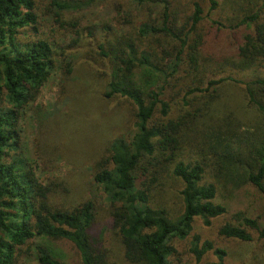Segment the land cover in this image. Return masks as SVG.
Masks as SVG:
<instances>
[{
  "label": "trees",
  "instance_id": "16d2710c",
  "mask_svg": "<svg viewBox=\"0 0 264 264\" xmlns=\"http://www.w3.org/2000/svg\"><path fill=\"white\" fill-rule=\"evenodd\" d=\"M45 1L0 0V264H16L20 248L34 237L68 240L79 264H106V249L89 233L95 204L56 201L62 181L57 175L40 180L29 158L17 151L25 109L52 69L71 72L67 49L79 46L75 38L53 48L38 28L41 14L58 28H74L75 36L85 30L93 38L98 30L95 49L107 78L102 95L123 97L134 106L133 131L111 138L107 156L90 166L124 259L174 264L172 240L190 236L188 250L196 262L210 251L214 260L208 264H226L223 248L190 232L195 217L209 225L226 212L214 201L213 171L230 189L250 186L264 203V0L239 3L222 19L209 17L216 0H207L206 14L192 1L182 18L169 0H128L144 10L137 23L121 18L117 5L116 16L98 22V29L78 27L67 17L95 0ZM227 84L242 86L253 118L220 111L219 89ZM169 179L179 185L176 209L159 197ZM232 218L219 226L218 235L249 241L252 229L264 237L257 217L235 211ZM35 250L39 264H68L42 246Z\"/></svg>",
  "mask_w": 264,
  "mask_h": 264
},
{
  "label": "rangeland",
  "instance_id": "374dc122",
  "mask_svg": "<svg viewBox=\"0 0 264 264\" xmlns=\"http://www.w3.org/2000/svg\"><path fill=\"white\" fill-rule=\"evenodd\" d=\"M192 1H197L203 14H206L207 0H169L179 18L190 11ZM216 1L217 7L209 13V17L222 19L230 15L234 7L238 8L239 3L246 6L248 0ZM253 3L259 5L261 0H250V5ZM117 5H121L122 8L118 14L121 18L137 23L144 16V10L139 11L138 7L128 0L99 2L95 0L67 17L76 19L78 27L95 24L98 29V22L116 16L114 8ZM262 17L264 18V9ZM38 23L40 32L51 41L53 48L75 38L76 41L73 43L79 46L67 49L71 60V72L63 75L62 71L52 69L42 84L35 102L25 109L19 124L17 151L29 158L40 180L45 181L52 177L51 175H57L58 180L62 181L64 189L55 197L56 201L74 205L83 200H91L95 204L94 221L89 233L96 238L99 237L101 247L106 249V264H139L124 259L119 237L112 229L107 214V200L100 187L92 181L90 170L95 160L107 156L106 145L111 138L119 135L128 136L133 131L134 106L123 97L105 98L102 95L107 78L95 49L98 43V30L93 38L87 36L85 30L75 36L72 33L74 28L71 30L58 28L49 16L42 14L39 15ZM110 23L114 25V21ZM205 24L207 17L202 19L200 28L205 29ZM126 27L119 25L120 29ZM28 34L29 32L26 35ZM241 75L243 74L238 73L236 76ZM217 106L220 111H230L241 119L250 120L255 114L247 105L240 84L221 86ZM175 107L172 105L169 116L174 115ZM209 180L216 185L214 201L225 205L226 212L213 218L209 225H204L195 217L190 233L197 234L201 240H209L213 247L223 248L226 252L224 257L226 264H264V237H259L254 230H249L251 236L249 241H238L217 234L223 222L233 221L232 215L235 211H243L251 218L257 217L258 222L264 225L262 199L256 196L248 185H243L237 190L230 189L215 177L214 171ZM178 189L179 185L169 179L160 191V199H163L164 204L171 209L178 207ZM189 241L190 236L172 240L175 249L172 256L174 264H208L214 260L213 254L208 251L196 262L188 250ZM35 246L44 247L56 260L79 264V254L68 240L46 237H34L30 243L22 246L16 264H39L35 256Z\"/></svg>",
  "mask_w": 264,
  "mask_h": 264
}]
</instances>
